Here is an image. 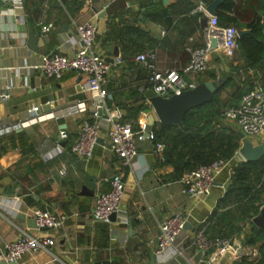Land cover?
<instances>
[{"label":"crops","instance_id":"0c3cea01","mask_svg":"<svg viewBox=\"0 0 264 264\" xmlns=\"http://www.w3.org/2000/svg\"><path fill=\"white\" fill-rule=\"evenodd\" d=\"M104 2L12 0L10 5H0V94L6 96L0 99V249L27 234L52 240V245L48 251L26 254L13 264H239L240 257L251 249L242 247V234L231 239V252L214 260L210 253H201L191 244L200 227L205 226L207 232L209 218L234 168L243 162L237 153L218 173L210 193L196 198L184 192L180 179L186 172L176 170L164 154L161 160L155 159L148 143L139 146L130 166H122L103 129L89 159L71 152L80 124L97 122L85 90V76L68 71L58 80L49 79L37 66L45 55L73 54L78 25L88 21L96 24L105 58L125 56L111 67L104 89L107 107L119 108L120 121L131 124L134 130L150 116L155 120L145 95L151 90L150 72L135 61L137 55L152 52L158 72L176 70L186 82L196 84L221 79H208L206 73L211 71L235 75L242 63L238 50L231 58L214 52L205 72H184L189 60L187 48L203 45L204 16L194 10L199 0L187 4L178 0H118L105 9ZM136 28L139 35L132 32ZM241 30L250 34V30ZM29 32L36 35L31 48ZM109 46L117 48V56L107 50ZM33 107L39 108L41 117L35 122L29 121ZM223 122L238 132L234 124ZM160 124L155 120L151 129ZM61 131L66 133L64 140L58 139ZM63 168L66 173L60 175ZM117 173L124 183L120 212L112 222H96L92 217L95 198L109 190V181ZM87 182L94 188L86 187ZM36 209L63 215L65 221L56 229H40L35 221L28 224ZM174 214L186 218L187 226L176 243L182 253L174 258L169 252L156 257L159 225Z\"/></svg>","mask_w":264,"mask_h":264},{"label":"built area","instance_id":"2783aa9c","mask_svg":"<svg viewBox=\"0 0 264 264\" xmlns=\"http://www.w3.org/2000/svg\"><path fill=\"white\" fill-rule=\"evenodd\" d=\"M6 4L12 0H0ZM118 0H105L103 8H107ZM195 12L207 18L203 29V45L196 48H187L189 60L185 73L201 74L208 69L210 55L221 52L226 57H233L238 50V30L233 26H221L215 15L206 12V5L198 2ZM98 28L92 21L85 22L76 27L77 47L73 54L45 55L41 58L37 69L49 79H60L65 72L74 71L85 76V90L89 95L92 106V116L95 123L83 121L78 130V137L71 146V152L79 158L89 159L93 148L105 131L108 144L122 166H130L137 155L141 144L148 143L152 148L155 159L163 158L164 144L156 141L153 130L147 132V121L140 124L137 130L129 123L120 121L121 110L117 107L108 108L106 105L107 92L104 89L107 76L111 67L121 63L119 57L110 64L105 61L104 47L97 41ZM216 41V46L211 47V40ZM155 56L152 52L141 53L135 61L143 63L150 72L148 83L156 96L167 98L178 95L183 91L193 90L197 84L186 82L181 73L176 70L158 72L153 63ZM6 96L0 94V99ZM83 110V108H81ZM39 108L30 110L29 121H38ZM223 119L234 124L239 132L253 143L264 142V92L259 84L243 95L236 107L228 108L223 112ZM66 133L59 132L58 139L64 140ZM228 164L226 161L214 160L207 165L197 166L186 172L180 179L184 185V192L190 197L203 198L207 196L218 173ZM60 175L66 173L60 170ZM109 190L98 194L92 210L93 220L108 223L112 214L118 215L122 201L124 183L121 173L115 174L109 181ZM33 218L37 227L56 229L63 225L65 217L39 209L33 211ZM186 218L181 214L167 217L159 225V234L156 237L154 255L162 257L169 252L170 258L181 255L176 247L177 239L184 232ZM206 227H200L194 234L191 244L201 253H210L211 260L217 256L232 251V240L228 238H210L206 235ZM52 240H40L24 234L17 241L5 243L0 249V261L16 263L26 254L48 251ZM250 258L257 256V250L252 248L244 253ZM164 264V263H161Z\"/></svg>","mask_w":264,"mask_h":264},{"label":"trees","instance_id":"16d2710c","mask_svg":"<svg viewBox=\"0 0 264 264\" xmlns=\"http://www.w3.org/2000/svg\"><path fill=\"white\" fill-rule=\"evenodd\" d=\"M199 1L207 5L212 0ZM215 16L219 25L247 29L250 34L238 37V59L242 63L235 75L221 71L219 75L213 71L206 73L210 80L218 76L223 80L210 103L189 111L181 127L160 124L153 128L156 141L165 146L164 159L181 173L214 160L229 162L237 153L240 139L237 131L223 122V112L236 107L255 86V80L264 92V0H225ZM132 32L139 35L137 28ZM263 206L264 158L242 162L234 168L230 183L209 218L206 233L228 239L242 234V247L256 249L257 256L250 258L243 254L239 264H264V227L254 228L251 222ZM246 222L249 231L244 234L242 224Z\"/></svg>","mask_w":264,"mask_h":264},{"label":"water","instance_id":"95a60500","mask_svg":"<svg viewBox=\"0 0 264 264\" xmlns=\"http://www.w3.org/2000/svg\"><path fill=\"white\" fill-rule=\"evenodd\" d=\"M168 0H163L164 3H167ZM225 0H212L206 6V12L209 15H215L218 8L224 3ZM3 4L0 1V5ZM10 5V3H7ZM97 12L96 10H94ZM105 13L102 12L101 16ZM207 18L204 16L201 19V29L203 30L206 26ZM249 34V31H238V36L241 37L243 35ZM36 38V35L33 32H29L28 35V46L31 48V44L33 40ZM216 46V41L214 39L211 40V47ZM109 52H113V56H117V48H113L109 46L107 48ZM118 57V56H117ZM121 60L125 59L124 55L120 56ZM105 61L108 63H113V59L106 57ZM223 81L221 79L216 82H205L197 84V86L193 90L183 91L178 95H172L169 98H162L160 96H156L153 91L149 90L146 92V97L149 100L152 111L155 116V120L161 124L167 125H175L181 126L182 121L185 115L200 106L208 104L212 101L214 94L219 90L222 86ZM154 117L150 116L147 121V132L151 130V127L154 123ZM237 135L240 139L239 148L237 150L238 156L245 163L257 162L264 158V142L255 144L250 139L246 138L241 132H237ZM93 181V180H92ZM94 188L90 182H87L86 187ZM115 219V214H112L109 217V221L112 222ZM254 228H262L264 227V206L260 209L259 213L252 218L251 220ZM28 224L34 223V220H28ZM35 225V223H34ZM187 224H185L184 228H186ZM40 229H47L44 227H40ZM0 264H10L1 261ZM13 264V263H11Z\"/></svg>","mask_w":264,"mask_h":264},{"label":"rangeland","instance_id":"374dc122","mask_svg":"<svg viewBox=\"0 0 264 264\" xmlns=\"http://www.w3.org/2000/svg\"><path fill=\"white\" fill-rule=\"evenodd\" d=\"M247 223L248 222L242 224L244 234L247 233V229H248Z\"/></svg>","mask_w":264,"mask_h":264}]
</instances>
